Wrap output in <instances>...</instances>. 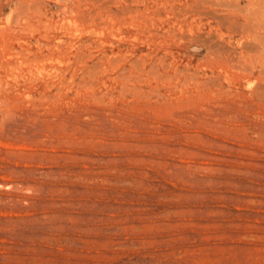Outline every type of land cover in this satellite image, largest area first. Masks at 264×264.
I'll use <instances>...</instances> for the list:
<instances>
[{"label":"rangeland","instance_id":"obj_1","mask_svg":"<svg viewBox=\"0 0 264 264\" xmlns=\"http://www.w3.org/2000/svg\"><path fill=\"white\" fill-rule=\"evenodd\" d=\"M263 40L264 0H0V264H264Z\"/></svg>","mask_w":264,"mask_h":264},{"label":"bare ground","instance_id":"obj_2","mask_svg":"<svg viewBox=\"0 0 264 264\" xmlns=\"http://www.w3.org/2000/svg\"><path fill=\"white\" fill-rule=\"evenodd\" d=\"M233 16H234V15H233ZM226 18H229V19H230V17H226ZM250 18H251V17H250ZM221 20L223 21L224 18L221 19ZM222 21H221V22H222ZM225 21H226V19H225ZM233 21H235V20H233ZM236 21H237V20H236ZM258 21H259V20H258ZM249 22H250V21H249ZM259 22H261V21H259ZM224 23H225V22H222L223 25H224ZM227 23H228V20H227ZM227 23H226V24H227ZM229 23H232V22H229ZM229 23H228V24H229ZM235 23H236V22H235ZM235 23H234V24H235ZM255 23H256V22H255ZM257 23H258V22H257ZM226 24H225V25H226ZM234 24H232L233 26L231 27L233 30H232L231 28H229V31H231V30L234 31V28H233V27H234ZM261 24H263V22H261ZM255 25H256V28H257V25H258V24H255ZM236 26H237V24H236ZM246 26H247V25H246ZM262 26H263V25H262ZM229 27H230V26H229ZM238 27H240V26H238ZM242 28H243V26H241V29H240L241 31H243ZM255 32H256V31H255ZM191 34H192V33H191ZM257 36H258V35H257ZM257 38H258V37H257ZM258 39H259V38H258ZM263 41H264V40H263ZM242 46H243V45H242ZM258 60L260 61V63H264L263 58H262V59H259V58H258ZM252 69H253V67H252ZM213 80H214V79H213Z\"/></svg>","mask_w":264,"mask_h":264}]
</instances>
